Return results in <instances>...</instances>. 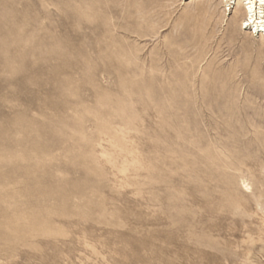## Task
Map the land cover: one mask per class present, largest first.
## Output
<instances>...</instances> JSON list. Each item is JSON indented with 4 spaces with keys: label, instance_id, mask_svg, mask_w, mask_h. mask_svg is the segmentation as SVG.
<instances>
[{
    "label": "rangeland",
    "instance_id": "rangeland-1",
    "mask_svg": "<svg viewBox=\"0 0 264 264\" xmlns=\"http://www.w3.org/2000/svg\"><path fill=\"white\" fill-rule=\"evenodd\" d=\"M236 2L0 0V264H264V23Z\"/></svg>",
    "mask_w": 264,
    "mask_h": 264
},
{
    "label": "bare ground",
    "instance_id": "bare-ground-1",
    "mask_svg": "<svg viewBox=\"0 0 264 264\" xmlns=\"http://www.w3.org/2000/svg\"><path fill=\"white\" fill-rule=\"evenodd\" d=\"M231 1L234 2V0H224V2H230V3H231ZM238 1H240V0H237L236 3H238ZM245 1L247 2V5H248V7L246 8V10H248L247 23L250 24V22H251L252 25L257 30L259 28V26H261V24L264 23L262 21L263 16H262V12H261L262 7L264 6V0H244V3H245ZM261 29H260V31H261Z\"/></svg>",
    "mask_w": 264,
    "mask_h": 264
}]
</instances>
